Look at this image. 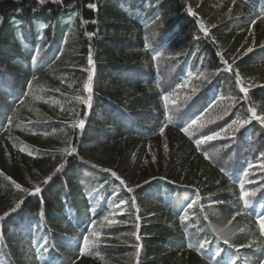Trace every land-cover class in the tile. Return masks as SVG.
<instances>
[{"label": "trees", "instance_id": "obj_1", "mask_svg": "<svg viewBox=\"0 0 264 264\" xmlns=\"http://www.w3.org/2000/svg\"><path fill=\"white\" fill-rule=\"evenodd\" d=\"M194 1L0 0L5 264H264V0Z\"/></svg>", "mask_w": 264, "mask_h": 264}, {"label": "snow or ice", "instance_id": "obj_2", "mask_svg": "<svg viewBox=\"0 0 264 264\" xmlns=\"http://www.w3.org/2000/svg\"><path fill=\"white\" fill-rule=\"evenodd\" d=\"M39 2H40L41 4H43V3L45 2V0H39ZM89 6H90V7H94V5H89ZM193 15H195V13H193ZM249 51H251V49H249ZM157 55H159V53H158ZM155 58H156V57L154 56L153 59H155ZM88 63H89V65H91V64L93 63L91 56H89V58H88ZM229 70H231V67H230V66H229ZM92 79H93V76H92V75H89V76H88V80H89V81H92ZM239 79H240V78H239V74H237V81H238V82H239ZM182 87H183V85H182ZM84 88H85L86 90H88L89 92L92 91V89L89 87V84H85V85H84ZM241 91H243V92L246 93V92L248 91V89H247V88H242ZM91 99H92V97H91V96H88L87 99L83 100L82 102H83L86 106H88V107L90 108V106H91ZM168 99H169V97H168L167 95H164V96H163V100H164V102H165V106H167ZM248 111L251 113V116H250L249 119H246V120H240V119L234 120L231 124L227 125L226 128H221L219 131H211L210 134H205V135L203 136V140H205V141H212V140L215 139V138H220V137H221V133H222V132H227L228 130H231L233 133H235V132H239L242 128H244V127H245L247 124H249L252 120L258 121L259 124L264 125V116H262V115H257V111H256L255 108H250V109H248ZM191 123H192V124H195V123H196V120L193 119V120L191 121ZM84 125H85V121H84L83 119H81L80 122H79V127H80L81 129H83V128H84ZM183 131L187 132V131H188V128H187V127L183 128ZM197 131H199V129H197ZM196 143L199 145V144L201 143V140H199V139L196 140ZM74 152H75V149H72V151H70V152L68 153V155H72ZM61 167H63V165H61ZM59 171H60V168H57V172H59ZM244 175L247 176V173H245ZM51 179H52L51 176L47 177L46 180L44 181V183H48ZM16 187H17V188H20V185L17 184ZM240 187H241V189L244 188V183H243V182L240 184ZM24 191H27V189H24ZM128 191H132V189L129 188ZM40 192H41V188H40L39 186H37V187L35 188L34 192H32L31 194H32V195H35V194H38V193H40ZM255 195H256V192H251V193H250V192H247V191H242V194H241V196H240V199L244 201L245 206H248V205L251 203V201H250L249 199H246V197L255 196ZM22 203H23V202L21 201L20 204H17L16 207H14V208L12 209V211H13V212L17 211V209L20 208V207L22 206ZM188 207H192V205L189 204ZM7 215H9V213H5V216H7ZM0 219H2V217H0ZM94 223H95V221H93V224H94ZM112 223H114V221H113ZM257 223L259 224V228L261 229V231L264 232V216H260V217L258 218V220H257ZM137 238H138V237H137ZM94 243H96V241H90L88 235H84V236H83V246H84L85 249H87V248L90 246V244H94ZM205 243H207V242H205ZM224 243H225V244H228L229 241H228L227 239H225V240H224ZM204 246H205V245H204L203 243L199 245V247H200L201 249H203ZM188 247L191 248V247H193V245H192V244H189ZM213 255H214L215 257H220V255H221V251H220V250H217V251H215V252L213 253ZM216 264H219V261H217ZM230 264H235V261L232 260V261L230 262Z\"/></svg>", "mask_w": 264, "mask_h": 264}, {"label": "rangeland", "instance_id": "obj_3", "mask_svg": "<svg viewBox=\"0 0 264 264\" xmlns=\"http://www.w3.org/2000/svg\"><path fill=\"white\" fill-rule=\"evenodd\" d=\"M226 2L228 1L221 0V3H226ZM214 3H216V0H196L192 3L193 13H195L198 17L199 16L204 17V14H207L210 8L209 4H213V10H216L219 7V5ZM210 15L212 16L214 22H218L219 20H224L225 18L229 17L228 15H230V11H226V9L225 10L221 9L219 12H212ZM215 35L218 36L217 32H215ZM244 37H245L244 39H239L237 41L240 48L244 47L245 45L247 46L248 43L250 44L248 36L244 35ZM250 47L251 44L249 45V47H246V52H248ZM242 72L245 73L246 80L252 77L251 68L246 67V71H242ZM140 200L143 202V207L147 210V212L160 214V209L158 206L148 204L147 202L144 201L143 198H140Z\"/></svg>", "mask_w": 264, "mask_h": 264}]
</instances>
